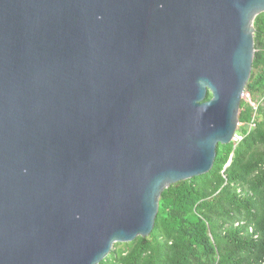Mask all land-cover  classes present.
Here are the masks:
<instances>
[{"label": "water", "instance_id": "1", "mask_svg": "<svg viewBox=\"0 0 264 264\" xmlns=\"http://www.w3.org/2000/svg\"><path fill=\"white\" fill-rule=\"evenodd\" d=\"M262 12L0 0V264H100L149 236L163 191L236 139Z\"/></svg>", "mask_w": 264, "mask_h": 264}, {"label": "trees", "instance_id": "2", "mask_svg": "<svg viewBox=\"0 0 264 264\" xmlns=\"http://www.w3.org/2000/svg\"><path fill=\"white\" fill-rule=\"evenodd\" d=\"M254 24L243 138L219 143L209 172L167 187L150 235L116 243L100 264H264V12Z\"/></svg>", "mask_w": 264, "mask_h": 264}, {"label": "built area", "instance_id": "3", "mask_svg": "<svg viewBox=\"0 0 264 264\" xmlns=\"http://www.w3.org/2000/svg\"><path fill=\"white\" fill-rule=\"evenodd\" d=\"M246 94H247V93L244 91L243 97H244ZM240 126H241V122H240L239 127H240ZM252 126H254L253 123L250 124L249 128H251ZM236 138H237L238 140H241V139L243 138V135L237 131Z\"/></svg>", "mask_w": 264, "mask_h": 264}, {"label": "rangeland", "instance_id": "4", "mask_svg": "<svg viewBox=\"0 0 264 264\" xmlns=\"http://www.w3.org/2000/svg\"><path fill=\"white\" fill-rule=\"evenodd\" d=\"M248 96V94H246L244 97H247ZM122 243H125V242H122ZM116 244V243H115ZM114 247H115V245L113 246V249H114Z\"/></svg>", "mask_w": 264, "mask_h": 264}]
</instances>
